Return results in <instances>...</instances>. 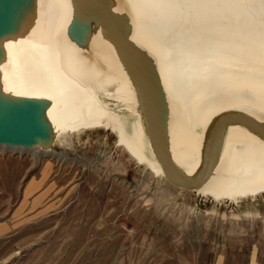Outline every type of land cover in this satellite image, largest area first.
Segmentation results:
<instances>
[{
	"label": "bare ground",
	"instance_id": "1",
	"mask_svg": "<svg viewBox=\"0 0 264 264\" xmlns=\"http://www.w3.org/2000/svg\"><path fill=\"white\" fill-rule=\"evenodd\" d=\"M9 1L10 7L0 0V38L7 49L0 89L29 99L23 105L0 102V113L32 111L40 121L33 136L0 135V150L74 162L51 143L110 129L137 162L169 181L146 130L145 92L102 20L79 13L81 0ZM109 3L114 13L128 15L118 19L126 37L152 58L167 106L162 133L179 170L191 176L202 169L207 133L219 115L237 111L264 124V0ZM83 32L86 46L77 41ZM30 138L40 140L26 142ZM217 147L210 177L191 190L234 203L264 193L262 136L232 123Z\"/></svg>",
	"mask_w": 264,
	"mask_h": 264
},
{
	"label": "rangeland",
	"instance_id": "2",
	"mask_svg": "<svg viewBox=\"0 0 264 264\" xmlns=\"http://www.w3.org/2000/svg\"><path fill=\"white\" fill-rule=\"evenodd\" d=\"M0 150V264H264V193L218 202L140 164L110 129Z\"/></svg>",
	"mask_w": 264,
	"mask_h": 264
},
{
	"label": "water",
	"instance_id": "3",
	"mask_svg": "<svg viewBox=\"0 0 264 264\" xmlns=\"http://www.w3.org/2000/svg\"><path fill=\"white\" fill-rule=\"evenodd\" d=\"M109 1L110 0H81L80 3L82 7H79V13L87 14L92 17H95L96 15L102 20L105 24V28L108 29L109 33L112 35L119 55L125 62V66L128 67L131 65L129 69L127 68V70L132 75H136V77L140 80L142 89L144 90L143 92H145L143 99L146 106V115L148 120L146 130L149 133L148 135L151 139L153 149L160 159L169 181L182 189L191 190L198 188L207 181L213 172L217 161V142L220 134L228 125L232 123L244 125L264 138V124L242 112L229 111L219 115L214 119L207 133L206 153L204 155L205 160L202 169L195 175L191 176L179 170L171 159L170 152L167 148V144L165 143L164 134L162 133V127L167 116V106L165 104V94L162 90L160 79L152 65V58L145 50L140 49L135 46V44H132L129 38L126 37V30L123 29L122 22L118 19L126 18L127 14L125 13L126 15H124L122 13H117V11L114 13L111 6L112 4L109 3ZM8 4L11 5V1L5 0L4 5L10 7ZM244 18L246 19V16H244ZM255 18L258 17L253 16V19ZM75 26L76 25L74 24L73 28ZM4 27V25H0V31ZM6 34L9 33L7 32ZM86 35L87 33L83 32V35L80 38H77V41L81 43V46L87 45V41L84 40ZM9 36L11 37L12 35ZM1 39L2 38H0V60L1 58H5L7 56L5 43H3ZM1 83L2 70L0 68V85ZM26 99L29 98L13 95L12 93H7L3 89H0V102L2 103H5L6 100H10L15 104L23 105L24 101L21 100ZM46 101L47 104L50 102L51 105L50 99H46ZM19 109H21V106H19ZM33 115L32 111H19L16 112L13 117L0 113V135H6L9 137L17 134L35 135L37 131L34 128V123L36 121L34 120ZM36 120V123L40 121L39 114L37 115ZM28 140L30 141L26 142H31L33 140L39 141L40 139L30 138ZM57 143H60V141L57 139L54 140V142L50 145L51 148L55 149ZM41 144L44 145L45 143L41 142Z\"/></svg>",
	"mask_w": 264,
	"mask_h": 264
}]
</instances>
